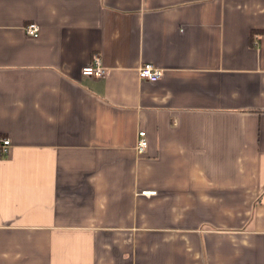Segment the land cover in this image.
<instances>
[{
  "label": "crops",
  "instance_id": "0c3cea01",
  "mask_svg": "<svg viewBox=\"0 0 264 264\" xmlns=\"http://www.w3.org/2000/svg\"><path fill=\"white\" fill-rule=\"evenodd\" d=\"M1 139L0 264H264V0H0Z\"/></svg>",
  "mask_w": 264,
  "mask_h": 264
},
{
  "label": "built area",
  "instance_id": "2783aa9c",
  "mask_svg": "<svg viewBox=\"0 0 264 264\" xmlns=\"http://www.w3.org/2000/svg\"><path fill=\"white\" fill-rule=\"evenodd\" d=\"M27 35L37 38L40 34V28L37 23H30L26 27ZM83 74L87 76H96L102 77L107 74L106 68L103 66L102 61L99 57L95 58L93 64L88 65L83 69ZM163 75V70L158 67L153 66L152 64H145L139 69V77L144 81L155 82L161 78ZM11 146V141L9 139H1L0 144V154L5 155ZM148 149V140L147 134L145 131L139 133L138 143H137V152L139 155H143L147 152ZM149 193V194H154Z\"/></svg>",
  "mask_w": 264,
  "mask_h": 264
}]
</instances>
